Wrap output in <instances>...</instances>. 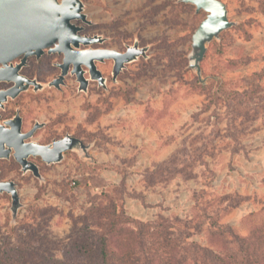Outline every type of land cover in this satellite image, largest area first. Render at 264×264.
I'll return each instance as SVG.
<instances>
[{
  "label": "rangeland",
  "instance_id": "rangeland-1",
  "mask_svg": "<svg viewBox=\"0 0 264 264\" xmlns=\"http://www.w3.org/2000/svg\"><path fill=\"white\" fill-rule=\"evenodd\" d=\"M219 1L231 26L199 74L189 56L206 13L184 0H89L106 48L144 50L116 77L98 63L102 87L68 75L56 89V59L29 61L44 87L15 102L23 130L45 124L32 141L71 136L85 151L29 157L40 179L0 160L19 198L13 215L0 194V264H202L198 249L264 264V0Z\"/></svg>",
  "mask_w": 264,
  "mask_h": 264
},
{
  "label": "water",
  "instance_id": "water-1",
  "mask_svg": "<svg viewBox=\"0 0 264 264\" xmlns=\"http://www.w3.org/2000/svg\"><path fill=\"white\" fill-rule=\"evenodd\" d=\"M191 4L196 11L206 13V18L200 23L192 36V52L189 56L190 68L200 73L199 63L202 60L206 44L218 38L219 34L231 26L227 19L225 5L219 0H184ZM81 0H0V82H11L14 87L8 92H1L0 106L7 96L14 98L30 85L35 91L43 89L44 85L30 81L19 75L27 58L43 55V50L55 45L51 52L63 53L65 60L57 80L49 84L57 89L63 84L69 66H73L72 74H76L79 91H87L88 81L84 77L81 65L89 69L90 80L96 81L99 86L105 85V79L97 70L94 61H113V77H116L125 64L134 61L144 54L143 49L136 45L127 47L126 52L118 53L115 50H85L78 51L80 44L88 45L89 40L77 36L79 28L73 21L86 22ZM22 57L20 63L13 65L12 61ZM39 125L28 132L21 134V121L16 119L10 123V128L0 125V160L13 158L23 172L30 171L40 179L38 167L28 161L29 157H39L46 164H55L62 161L67 151L81 150L85 147L71 136L54 142L52 145L41 146L35 142H25L30 139ZM11 196L12 213L16 214L19 198L13 182H0V194Z\"/></svg>",
  "mask_w": 264,
  "mask_h": 264
},
{
  "label": "flooded vegetation",
  "instance_id": "flooded-vegetation-1",
  "mask_svg": "<svg viewBox=\"0 0 264 264\" xmlns=\"http://www.w3.org/2000/svg\"><path fill=\"white\" fill-rule=\"evenodd\" d=\"M81 2L83 3V12L82 13L86 16L85 17V19H86L85 21L86 22H83L81 20H76V21H73L72 23H73V25L75 27H77V28L80 29L76 33L77 36L84 37V38H86V40H89L90 42H89L88 45L80 44V47H79V50L78 51H85V50H93V51H98V50H114V49L106 48V44H108V41L106 39L107 37H104L103 34L97 33L96 30H93L94 27H95V22L92 21L93 19L91 18L90 13H88L86 11L87 10V7L89 5V0H81ZM54 47H55V45H52L51 47H49L47 49H44L43 50V55H41L39 58H37L35 56H30L29 58H27V60L25 62V65L19 71V75L22 76V77H24V78H26V79H28V80H30V81H36L37 83H39L36 78H32L31 75L29 76L28 74L25 73L26 68L30 67L28 65L29 61L30 60H33V59L35 61H40V59L42 57H47L49 59L55 58L56 59V62L54 63V67L59 70V74L56 76V78L52 79V81L48 83V86L53 81L57 80L58 77L60 76V73H61V68L59 66L63 64V62L65 60V56H64L63 53L51 52V49H53ZM126 47H128V46H126ZM126 50H127V48H126ZM126 50L123 51V52H126ZM115 51H117V50H115ZM117 52L118 53H123V52H120V51H117ZM22 57L23 56L14 59L12 61L13 65L15 66V65L19 64L20 63V60L22 59ZM103 62H100V61L95 60L94 61V64H95V66L97 68V64L98 63H103ZM81 69L84 72V77L88 81V85H89V80H90L89 69L85 65H81ZM72 70H73V66L70 65L69 66V69H68L67 75L63 78V84L65 83V79H66V77L68 75L74 77L75 78V81L77 82V76H76V74H72ZM92 82H96V81H92ZM39 84H41V83H39ZM96 84L98 85L97 82H96ZM88 85H87V88H88ZM13 87H14V84L11 83V82H7V81L0 82V94H1V92H8V91H10ZM51 87H54V86L51 85ZM54 88H56V87H54ZM78 88H79V83H78ZM29 90H32V91L36 92L35 91V87L30 85L27 89L21 90L16 95V97H14V98H12V97H10V95H8L7 96V99L0 106V125L1 126H4L5 128H10V123H12V122L14 123L17 118L20 119V121H21L20 133L23 134V135L24 134H27L28 132H30L35 127V125H39L40 128H38L34 132L33 136L30 139H28L27 141H25L27 143L28 142H35V141H32V140H33L36 132L38 130L42 129L45 126V124H41V123L35 122L30 130H28V131L23 130V118L20 116L19 109L15 106V102H18V100L22 97L23 93H26ZM41 90H43V89H41ZM54 142H56V141H52L50 144H46V145H41L39 143L38 144L41 145V146H47V145H52ZM35 143H37V142H35ZM32 158H34V157H32ZM36 158H39V157H36ZM4 160H6V159H4Z\"/></svg>",
  "mask_w": 264,
  "mask_h": 264
},
{
  "label": "trees",
  "instance_id": "trees-1",
  "mask_svg": "<svg viewBox=\"0 0 264 264\" xmlns=\"http://www.w3.org/2000/svg\"><path fill=\"white\" fill-rule=\"evenodd\" d=\"M230 238L234 239L236 244H238V246L240 247L238 250H241L244 248L248 249L249 245H244L243 241L238 240L233 235H230ZM198 251L204 258L202 264H240L238 261H236V258H238V255H235V254L234 255H226L225 253L214 254L212 252L205 251L204 249H198ZM239 258L243 261V257L239 256ZM246 264H252V263L247 262Z\"/></svg>",
  "mask_w": 264,
  "mask_h": 264
}]
</instances>
